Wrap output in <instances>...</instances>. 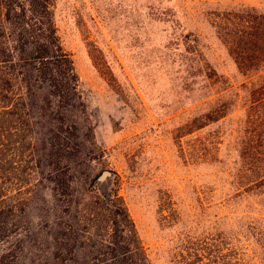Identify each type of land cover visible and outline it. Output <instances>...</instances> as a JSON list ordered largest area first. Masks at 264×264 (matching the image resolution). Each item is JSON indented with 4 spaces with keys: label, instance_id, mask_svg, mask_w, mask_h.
Here are the masks:
<instances>
[{
    "label": "rangeland",
    "instance_id": "374dc122",
    "mask_svg": "<svg viewBox=\"0 0 264 264\" xmlns=\"http://www.w3.org/2000/svg\"><path fill=\"white\" fill-rule=\"evenodd\" d=\"M42 1L51 12L15 0L22 15L0 20V41L52 20L97 146L93 184L111 171L104 190L122 199L148 263L264 264V189L248 183L263 163L262 112L241 111L250 86L217 92L220 76L244 79L224 41L241 26L225 22L264 13V0Z\"/></svg>",
    "mask_w": 264,
    "mask_h": 264
},
{
    "label": "trees",
    "instance_id": "16d2710c",
    "mask_svg": "<svg viewBox=\"0 0 264 264\" xmlns=\"http://www.w3.org/2000/svg\"><path fill=\"white\" fill-rule=\"evenodd\" d=\"M1 6L2 21L22 15L15 0ZM48 7L26 0L30 14ZM48 19L47 26H16L10 41H0V264H149L120 196L93 184L92 127ZM239 23L225 22L241 27L225 29L224 41L244 79L234 86L220 76L217 92L223 98L250 86L241 111L260 109L255 119L264 124V13ZM226 106L205 112L200 126L226 115ZM257 137L263 163L248 183L262 193L264 129Z\"/></svg>",
    "mask_w": 264,
    "mask_h": 264
},
{
    "label": "water",
    "instance_id": "95a60500",
    "mask_svg": "<svg viewBox=\"0 0 264 264\" xmlns=\"http://www.w3.org/2000/svg\"><path fill=\"white\" fill-rule=\"evenodd\" d=\"M111 171L104 169L100 172L98 177L96 178V182L99 184V188L102 192H105L104 190V180L108 179L111 176Z\"/></svg>",
    "mask_w": 264,
    "mask_h": 264
}]
</instances>
